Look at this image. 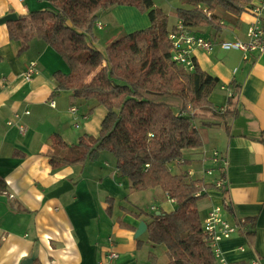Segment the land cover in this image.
<instances>
[{"label":"crops","instance_id":"1","mask_svg":"<svg viewBox=\"0 0 264 264\" xmlns=\"http://www.w3.org/2000/svg\"><path fill=\"white\" fill-rule=\"evenodd\" d=\"M177 1L160 0V9L169 15V32L180 24L171 9ZM262 3L264 0H254L253 8ZM47 6L44 0H0V19L10 14L18 19L28 17ZM252 9L241 16L216 9L213 14L222 24L219 33L206 27L187 31L217 43L211 54L193 51L192 59L219 81L210 102L217 110H224L232 100L235 114L222 121L201 113L194 126L202 146L185 150L183 164L170 163L172 174H189L191 180L212 184L215 178L205 174L216 168L212 153L228 158V198L216 188L208 189L198 202V210L202 226L216 207L222 208L233 224L241 219L255 220L254 235L238 233L217 245L229 264L255 260L264 264V55L245 58L240 51L218 46L247 40L255 21ZM105 12L109 24L116 28L107 35L105 49H101L98 36L93 41L104 56L111 43L151 24L148 14L136 7L119 6ZM97 22L102 25V29L96 27L97 32L104 30L105 25ZM23 44L11 39L7 24L0 25V180L7 185V191L0 193V264H151L153 248L147 232L136 238V231L140 222L148 224L151 215L174 211L175 202L160 187L133 192L129 179L119 176L115 159L107 152L96 162L53 169V136L58 135L68 151H78L82 137H99L108 111L98 106L88 115L91 105L75 99L71 92H57L54 75L68 74L66 63L38 37H33L25 50ZM33 63L37 72L27 80ZM170 100L180 104L178 98ZM65 181L72 190L45 201ZM107 198L115 201L111 214ZM228 202L230 210L225 208ZM147 203L151 212L143 210ZM123 207L145 215L137 220L125 214ZM121 221L133 228L123 227ZM111 251L118 259H108ZM156 252L165 263V251L158 247Z\"/></svg>","mask_w":264,"mask_h":264},{"label":"trees","instance_id":"2","mask_svg":"<svg viewBox=\"0 0 264 264\" xmlns=\"http://www.w3.org/2000/svg\"><path fill=\"white\" fill-rule=\"evenodd\" d=\"M44 1L48 3L45 10L7 23L11 39L22 40L23 50L33 37L43 40L69 68L68 74L54 75L56 91L71 92L75 99L91 105L88 115L98 106L108 111L99 137H82L78 151H68L63 140L53 136V169L96 162L102 153H110L119 176L129 179L133 192L160 187L176 204L170 213L150 216L147 235L153 248L151 264H217L198 210V202L215 187L191 180L189 174H172L170 163L183 164L185 150L202 146L194 126L196 118L207 112L226 121L235 114L232 100L229 108L217 110L209 97L218 79L195 62L193 70L187 71L172 60L169 15L156 7L154 0ZM253 1L180 0L184 8H177L172 15L186 31L206 27L219 33L222 24L213 14L216 9L241 16L253 8ZM117 6L138 8L148 14L151 24L111 43L104 56L93 46L97 15ZM174 97L180 100L179 105L170 100ZM6 191V183L0 180V193ZM222 192L228 198L227 189ZM106 201L111 214L115 201ZM225 208L231 209L229 202ZM122 209L137 220L145 215ZM235 224L247 237L255 234L254 219ZM121 225L133 228L122 221ZM162 246L165 263L159 261L156 252Z\"/></svg>","mask_w":264,"mask_h":264},{"label":"built area","instance_id":"3","mask_svg":"<svg viewBox=\"0 0 264 264\" xmlns=\"http://www.w3.org/2000/svg\"><path fill=\"white\" fill-rule=\"evenodd\" d=\"M20 1L23 2L24 0ZM252 10L255 15V21L248 30L247 40L244 42H221L218 46L225 51H240L244 54L245 58L250 54H256L259 57L264 55V3L254 7ZM96 27L102 29L100 23H97ZM169 39L172 42V60L178 65L184 67L187 71H192L194 68V60L192 59L193 51L201 50L205 53L211 54L217 45L212 39L189 35L187 31L184 30L181 23L175 31L170 32ZM36 68L37 65L35 63L29 66L26 74L27 80H30L32 75L37 72ZM25 114H29V112H26ZM21 131L24 132L25 129L21 128ZM211 159L216 164V168L207 170L205 174L208 177L215 178L212 185L216 189L220 191L227 189L228 170L230 167L228 158L223 157L219 152L214 151ZM203 229L213 248L216 263L229 264L226 259L221 256L217 245L224 240L232 238L235 234L240 233V227L237 224H233L225 217L222 208L216 207L209 213L203 225ZM109 242L114 244V241L111 238L109 239ZM118 257V254L113 251L108 255L110 261H114L115 259H118ZM251 264H259V261L255 260Z\"/></svg>","mask_w":264,"mask_h":264},{"label":"rangeland","instance_id":"4","mask_svg":"<svg viewBox=\"0 0 264 264\" xmlns=\"http://www.w3.org/2000/svg\"><path fill=\"white\" fill-rule=\"evenodd\" d=\"M175 1V0H174ZM154 3H155V5H156V7H158V8H161L162 9V5H161V3H160V0H154ZM182 6V4L180 3V2H174L173 3V5L171 6V9H173V10H176L177 8H184V7H181ZM46 7V6H45ZM45 7L42 9V10H44L45 9ZM117 7H119V6H117ZM112 9V8H111ZM41 10V9H40ZM110 10V9H109ZM107 11V10H106ZM98 20H100L105 26H104V30H100V32H97L98 31V29L97 28H95V36H98L99 37V40H101V49H105V40H106V37H107V35L108 34H110V32H112V30L113 29H115L116 27L114 26V25H111V24H109V22H108V20H107V18H106V12H105V10L104 11H100V12H98ZM126 19H131V20H133V17H126ZM98 23V22H97ZM96 23V24H97ZM148 28V27H147ZM146 29V28H145ZM119 31L121 30V28L120 29H118ZM140 30V29H139ZM125 33L127 32V31H124ZM109 155V154H108ZM151 204H149V203H147V205H145L144 206V208H143V210L144 211H147V212H151ZM161 250H163V251H165V248L162 246V247H160V251Z\"/></svg>","mask_w":264,"mask_h":264},{"label":"water","instance_id":"5","mask_svg":"<svg viewBox=\"0 0 264 264\" xmlns=\"http://www.w3.org/2000/svg\"><path fill=\"white\" fill-rule=\"evenodd\" d=\"M18 20V16L16 14H10L7 15L6 17L0 19V25L7 24L9 22H13ZM72 190V185L70 182L65 181L61 187L57 188L56 190L52 191L46 196L45 201L53 198H59L61 195L67 193L68 191ZM159 215V214H157ZM147 224L145 222H140L138 229L136 231V238L141 237L147 232Z\"/></svg>","mask_w":264,"mask_h":264}]
</instances>
